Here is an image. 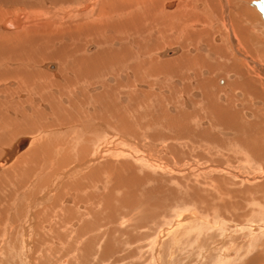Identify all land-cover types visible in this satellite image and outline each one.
Instances as JSON below:
<instances>
[{
  "label": "bare ground",
  "instance_id": "obj_1",
  "mask_svg": "<svg viewBox=\"0 0 264 264\" xmlns=\"http://www.w3.org/2000/svg\"><path fill=\"white\" fill-rule=\"evenodd\" d=\"M258 2H260V0H0V110H1L0 112L1 113L3 112V115L5 117L9 107L10 109H13V112L12 111L11 112L13 115H15V111L18 113L19 110L20 112H23V114L25 113L24 111L26 110L27 113H31V111L33 110L35 111L37 109L39 110L42 109L45 111L48 108L50 109V106L53 107L52 108L53 110L55 109V107L68 110L70 106L72 105L78 106L79 104L84 106L83 108L85 109L87 107L85 105L86 95H84L83 91H85L86 89L90 90V93L91 92L95 93L94 95L93 94L89 95L90 98L89 100L95 103H100L101 102L100 100L103 99V97L106 96L108 97L116 92H123V96H125L124 98L125 100L123 101L125 103V106L122 103L121 104L122 107H120L121 110L117 109L114 111L113 109L115 107H110L105 104L104 106L106 107L104 108L106 109L108 107L109 111L111 112V115L108 117L106 115L108 113V109L106 110V112H104L102 107L100 108L95 106L92 109L89 107L90 109H87L89 111L88 113L89 115L87 116L88 117L90 116L89 121L85 119V122L84 121L83 123L81 122L83 125H81V123L77 121L79 122V126L72 127L71 129L72 132L70 134L72 135V138H75L74 141L79 143L80 142L79 139L83 140L82 137L84 133H87V131L93 129L99 131V134L95 137V140L97 141L94 144L92 156L90 154L92 158L89 159L84 164H82L84 168L85 166L94 164L95 161L99 159V157H104L103 154L105 153V156L107 154L110 155L108 156V159L113 157L115 158L112 159L111 161L108 160V162L113 161L112 163H115L121 158H126V157L130 158L133 161V162L131 161L132 163H136L135 166H137L139 170L134 168L133 169L135 171L144 173L145 169L149 170L151 168H155L154 166H156L157 163L156 165H153L152 163L149 162V160H147V158H144V156L143 157L138 156V154L136 153V149H133V151H131L128 150L126 147H120L121 145L125 144L124 142L126 141L121 142L119 144L117 143V145H120L117 146L116 143H114L115 142L114 138L116 137V135L124 139L123 137L124 135L121 134V131L123 132V134L124 132L125 133L127 131L129 132L130 131L129 129H131L129 126L131 121H134L135 123L139 121L136 125L145 124L144 126H147V129L145 128V130L149 129V131L151 126L157 123L158 120L155 123L153 122V120H150L151 118L147 119L150 115L147 112H149L148 110L150 108V105L152 104V103L148 104V102L146 101V98H148V96L149 97L153 96L154 98H156L154 103L152 104V106L154 105L153 107H155V104L157 103L158 105L162 104L166 100V102L168 103V111L171 110L174 111L175 108L172 107V105L174 106L176 105V107L178 108V110H176L178 111V116L184 113V115H187L188 117H194L198 119L197 117L198 112L196 113L193 112L192 110L191 111L188 110L189 107H191L190 104L185 103V107L184 106L182 107L181 104L177 106L179 101L177 102L174 98L176 90L180 88L179 89L180 91L189 92L194 97H195L194 94L195 91L199 92L202 90L203 94H201V96L203 98L202 97L201 98L202 100L203 99L205 100L208 99L207 95H209L210 92L207 93V89H206L207 87L205 88V86H202L201 83L203 82V84L208 85L210 88V86H212L210 85L212 81L213 83H217V88L216 87L215 88L219 93L215 97H219L221 102H218L216 107L213 106V104L211 105L210 102H209L210 105L207 104L206 102L204 103L207 104L206 106L209 107V109L212 108L215 109L212 112L213 115L211 116L215 117L217 120L220 119V122H217V124H219V127L222 126L223 128H225V130L226 128H230V129L232 128V130L235 132L236 129L239 128L238 125L241 126V122H240L241 118H244L245 125L247 126L249 125L250 127L252 126L253 129H256L257 132L261 133V135L257 133L256 135L254 133L255 131L253 132V129H250L251 133L255 134L254 138L256 139V141H254L255 144L252 145L248 144L247 148L252 147V149L249 153V156L248 157L246 156V161L244 162L246 163L247 167H250V165L254 166L258 161V157L260 156L259 153L260 150H257V146L259 145L264 146V143H262L264 142L263 141L264 140V16L259 6L257 5ZM219 18H221L220 20L223 23V28L225 29V31H222L224 29H221L220 26L217 25V23L219 22ZM172 31H177L180 34L179 35L174 34V37H171L170 32ZM169 37H171L174 40L170 41ZM183 38L186 40V43L189 42L187 43V45L186 43L185 44L179 43L180 41H182ZM190 41L192 42V44L190 43ZM165 43L174 44V45L180 44L181 48H177V47L172 48L173 47L172 46V47H167L164 50V48L162 47H164ZM112 70L114 71L111 73ZM120 70L121 72H119ZM122 71L126 72L127 74H125ZM215 73L216 74L218 73L217 75L220 76L217 79V81L212 79V76L210 78V75L212 74L215 75ZM168 74H171L169 75L171 76L170 79L176 84V86L174 87L169 86L167 92L166 91L164 92L162 90L167 88L166 80L168 78ZM203 78L204 79L206 78V80H204ZM100 79H103V81H107L108 83L113 82V84L110 85L106 84L105 91L103 93L101 92L98 93L100 87H98V84L96 85L97 80ZM171 80L170 82L171 84H173ZM90 85H94V87ZM156 89L160 91V93L163 92L165 96L163 95L157 96L153 94V92H150L151 90L155 91ZM137 92L142 94V96L140 95L139 97H137L138 100L140 99L138 101L139 103H137L139 104L138 105L139 108H134L136 106H132L133 105L132 103H134V100L136 98V96L134 95ZM205 92L206 94L204 95ZM221 93L225 95L222 96ZM6 95H10V96L6 97ZM107 99H109V97ZM194 99L196 98L190 99L191 103L193 104L192 108L194 107V105L202 103L201 102L202 100L196 101ZM111 100H113V97L111 98ZM110 103L111 102H109V104ZM261 104H262L261 107L256 106ZM117 105L119 106L118 103ZM147 105L148 107H146ZM23 107H24V111H23ZM53 110L50 111L49 114L50 118H54L56 116L55 114L57 111L53 112ZM180 110L182 112H180ZM234 112H236L237 116H235ZM38 113L36 112L34 114H38ZM73 113H74V109H73ZM251 113H253L254 115L253 118L250 117ZM40 114L42 113L40 112ZM83 114L85 115L86 113ZM118 115L120 117H118ZM146 115L148 117L144 118L146 117ZM40 116H39V120L41 119ZM47 116L48 114H46V117ZM128 116H131V118H129ZM248 116L250 117L248 119L249 120L252 119V121L246 120ZM180 117L182 118V116ZM56 118H57L56 121L58 122L59 125L60 122L61 124L62 123L68 124L66 123L67 121H65L66 119H59L58 116H56ZM77 118L78 117H76V119ZM208 118L211 119L209 120ZM208 118L206 119L202 118L203 120L200 118L201 120L199 121L196 120V122L198 123V125L202 127H204V123H208L207 127L209 126L212 127L213 124L211 123V121L214 122V120H212L210 114ZM13 119L14 117L10 121L14 122ZM3 120H5V118ZM20 120L19 122L17 120L16 121L18 123H21ZM142 120L145 122H141ZM147 120L150 121L147 122ZM68 122L70 124V119ZM123 122H126L125 125L128 123L129 129L123 126ZM7 123H10L9 118L7 119ZM29 123L30 121L27 123V125L32 126L33 122H31V124ZM22 124L25 123L23 122ZM34 124L36 125V123ZM59 125L56 128H58ZM0 126L3 125L0 124ZM68 126L69 125H67V127ZM219 127H216L217 130H219ZM223 128L222 131H220L222 135L224 136L226 135V137L227 135H230V132L228 131L227 133L224 132ZM11 129L12 127L10 128V131ZM240 129H242V127ZM12 130H16V129H12ZM2 131L3 128H1V133ZM41 132L47 135L46 132L48 131H45L43 129L40 130V133ZM53 132L60 135V133L62 134L66 132V130L60 129L59 131L58 129H55L53 130ZM157 132H160L159 129L157 130ZM5 134L2 133L0 137L3 135L5 136ZM34 137H32V139L28 137H21L15 144H13L12 147L9 146L8 148H6L4 153L0 152V172L2 171L3 173L2 175H0V180H2L0 181V186H2L1 182H3L4 179H5L4 181H6V178L11 179L13 183L15 181H18V178L21 177L22 174H24L25 172V169L23 170L22 166L26 163L29 162L31 163L32 162L31 160L37 155L39 157L38 154L39 151L37 152V150H33V149L35 148L34 146L37 147V145H39L41 141H38V139L36 140V138ZM151 141H153V139H151ZM225 141H228V139H226ZM60 142L57 143H59V145L61 144L60 146H62V143ZM143 142L141 143V145L143 144ZM86 143L89 144V141H86ZM0 144L3 143L1 142ZM84 144L85 142L81 144V148L83 147ZM115 145L117 146L116 148H114ZM78 146L79 145L75 146L76 151L78 150ZM133 147L134 146H132V148ZM81 148H79V151ZM143 148L144 147H142L141 149ZM21 155H24L22 156L23 158H20ZM54 160L56 161V159ZM54 160H52L51 163H54L55 162ZM80 161L82 160L80 159ZM34 162L35 160H33V163ZM59 163L60 160L57 161L55 165ZM78 163L80 164V162ZM72 165L75 164L72 163ZM82 165H78L77 167H73L72 169L68 170L66 173H61L60 175H57L54 178L51 185H55V184L60 185L62 182H66L65 179L67 175H70L71 177L70 179H72V176L74 177L76 174L80 173L79 171L82 169L81 167ZM38 168H39L38 170H41L40 167ZM128 168L131 170V167ZM261 169L257 168L258 171L254 169L252 170V172L254 174L253 176H257V178H259L260 180L262 179V182H260L259 184H255V187H258L257 189H259L258 194L261 195V197L259 196L260 199L256 198V200L258 202L261 201L264 203V180H263L264 174ZM90 171H92V169ZM71 172L75 173V175H73ZM26 173H28V171H26ZM105 173L108 174L109 170ZM102 175L103 174H101V176ZM111 176L106 175V179L105 180L103 179L105 183L104 181H102L104 183L103 185L94 184V187H97V189H103L102 187L106 185L108 189L109 187L108 185H113L112 183L113 180L111 179ZM254 178L253 180H255ZM248 179L249 181L251 180L250 181L251 183L252 179L250 178ZM73 180L74 179L70 181L74 182ZM243 180L244 178L241 181ZM244 181H246V179ZM32 184H33L32 182L29 183L27 190L32 188ZM19 185L21 184L19 183L17 186ZM78 185L75 184V186ZM91 185L93 184L91 183ZM88 186L89 185H87V187ZM11 188L14 187L11 186ZM16 189H18V187ZM82 189L83 191H81ZM84 189L86 188L79 187L77 190L79 193L78 192L73 193L75 195V196L72 195L73 197H68L69 194L64 192L65 194L61 198L62 201L61 203L63 205L61 206V208H59L61 210L59 211L61 213L63 212L64 214L66 212H71L70 214L73 215L77 214L75 218L77 219L79 216L80 221H82L83 218H86L88 216L94 218V215L97 214V212H100L97 210L100 207V205L103 204V200L101 202V199L103 198L100 197L97 200L94 197V199H92V202H89L88 199L85 200L84 197L81 196L86 194ZM112 190L115 189H112L111 187L109 193ZM255 195L257 194H254V196ZM111 199L112 198L109 196L104 201L111 202ZM2 206H4V204L1 200L0 201V234H2L4 230L6 234L7 231L9 232V234L15 231L17 235H19V237L20 234H22L24 236L23 238L24 241L22 239L23 241L22 243L23 245L26 246H27L26 243L28 242L27 237L29 236L31 237L34 233L33 230H36L38 226H41L43 228L42 231L44 235L47 236L50 235V231L54 229V223H55L54 221L58 219L61 215V213L60 214L57 213L58 209H56V206L54 205L55 206L54 209H56L57 211H55L56 213H54V215L52 213L53 218L51 219V221H50V217L44 216L42 222H40L39 225L35 227L34 224H32L31 222L32 218L35 217L33 215L34 211L32 210L34 208L28 209L29 208L28 207L26 212L27 215L25 214L23 216L24 218H21L24 222L21 220L20 222L16 218L17 215L15 217V214H12V213H18L17 202H12V206H8V207L6 206L7 208L5 207L4 209ZM32 206L33 204H31V207ZM97 215H99V213ZM192 216L198 217L197 213H194ZM63 217H61L62 220ZM198 220L195 221L196 224ZM263 220L264 219H262V222ZM212 223L211 225H213ZM70 224H71L70 228L73 230L72 232H76L79 235V233L83 229L82 226H79L81 230L79 228L73 229L72 226L78 227V224L75 222V219ZM57 225L58 224L56 223L55 226ZM18 226L20 228H18ZM91 232H89V234ZM220 232H222V230ZM33 236L35 238V234ZM47 236L45 237L46 239L44 240L42 247L46 251L49 248L48 249L49 251L50 243ZM262 238H264V236ZM31 242L32 241L28 242V244ZM0 252H1V247H0ZM37 258L35 259V261L37 260ZM33 261L34 258L30 257L27 263L33 264Z\"/></svg>",
  "mask_w": 264,
  "mask_h": 264
},
{
  "label": "rangeland",
  "instance_id": "obj_2",
  "mask_svg": "<svg viewBox=\"0 0 264 264\" xmlns=\"http://www.w3.org/2000/svg\"><path fill=\"white\" fill-rule=\"evenodd\" d=\"M220 19L221 18H219V22L217 23L216 21V23L217 25L220 26L221 29H224L223 23ZM222 31H225V29ZM174 34L179 35L180 33L177 31L170 32L171 37H174ZM171 37H169L170 41L174 40ZM179 43L185 44L186 40L183 38L182 41H180ZM190 43L192 44L191 41ZM167 47L181 48L180 44L174 45L169 43L168 44L165 43L164 47L162 48H164L165 50V48ZM113 71L114 70H112L111 73ZM119 72H121V70ZM124 73L127 74L126 72ZM217 74L215 73L216 77L214 74L210 75V78L212 76V79L217 81V79L220 77ZM169 75L171 74H168V78L166 80L167 88L162 90L164 92L165 91L167 92L169 86L170 87L176 86V84L170 79L171 76ZM170 80L173 82V84H171ZM204 80H206V78ZM102 81L103 79L97 80L96 85L98 84V87H100L98 93L99 92L103 93L105 91L106 84L108 85L113 84V82L108 83L107 81H103V82ZM201 84L202 86H205V88L207 87L206 88L207 93L210 92V94L207 95L208 99L205 100L203 99L204 101L202 100L203 97L201 96V94H203L202 90L199 91L200 93L195 91L194 93L195 97H194L189 92L180 91L179 88L176 90L174 96L175 100L177 102L179 101L177 106L181 104L182 107L183 106L185 107V103L190 104L191 107L187 109L189 111L192 110L193 112L196 113L198 112L197 114L198 119L194 117H188L187 115H184V113H182L183 115L181 114L178 116V111H176L178 110V108L176 107V105L175 106L172 105V107L175 108L174 111L172 110L168 111V103L166 102V100L163 102L165 104L162 103L158 105L157 103L155 104V107H153L154 105L152 106V104L154 103L156 98H154L153 96L150 97L148 96V98H146V101L148 102V104L152 103L148 110L149 112H147L150 115L149 117L146 115V117L144 118L148 117L147 119L151 118L150 120H153V122L155 123L157 120L160 121L161 123L157 121L155 125L151 126V128L149 127L150 128L149 131V129L145 130V128L147 129V126H144L145 124H139L140 126L136 125L139 121H137L136 123L134 121H131V123L129 124L131 129H129L128 123L125 125L126 122H123V126L128 128L130 131L129 132L127 131L126 133L124 132V134L121 131V134L124 135L123 136L124 139L116 135V137L114 138L115 141L114 143H116L117 145V143L119 144L121 142L126 141L127 143L124 142L125 144L121 146L120 145L117 146L126 147L128 150L131 151H133V149H136V153L138 154V156H142V157L144 156V158H147V160H149V162L152 163L153 165H156L157 163V165L154 166L155 168H151L149 170L145 169L144 173L134 170V169L137 170L139 169L137 168V166H135L136 163H132L133 161L130 158L128 157L121 158L115 163H112L113 161L112 162L110 161L115 158L111 156L113 158L108 159V156L110 155L107 154L105 156V153L103 154L104 157H99V159L95 161L94 164L85 166L84 168L82 164H84L85 162H87L89 159L92 158L91 156L94 149L93 147L97 141L95 140V137L99 134V131H97L96 129L87 131V133H84L82 137L83 140L79 139L80 140L79 143L74 141L75 138H72V135L70 134L72 132L71 130L72 127L79 126V122L83 123V121L85 122V119L89 121L90 116L89 117L87 116L89 115L88 114L89 111L87 109L90 108L92 109L96 106L100 108L102 107L103 111L106 112L108 107L105 109L104 108L106 107L104 106L105 104L110 107H115L114 109L112 108L114 111L117 109L119 110L120 107H122L121 106L122 103L125 106V103L123 102L125 100L124 99L125 96H123V92H116L114 94H111L110 96H108L109 99H107L108 98L107 96L103 97V99L100 100L101 101L100 103H95L89 100L90 99L89 95L90 94L94 95L95 93L93 92L90 93V90L86 89L85 91H83L84 95H86V100L85 98L84 100H85V105L87 107L85 109L83 108L84 106L79 104L78 106L76 105L70 106L68 110L55 107L54 109L55 111H54L52 109L53 107L50 106L51 110L49 108L46 109L45 110L46 113L42 109L40 110L37 109L38 111L33 110L31 111V113H27V110L24 111V107H23V111L25 112L24 114L23 112H20V110L18 111V113L15 111V115L17 118L15 117V115L12 114L13 109H10V107H9L10 110L8 109L10 112L7 110V114L5 115V117L3 115V112L2 113L0 112V118L2 120L5 118V120L3 121L0 119V124L3 125L0 126V135L2 133L3 134L6 133L5 136L3 135L0 137L1 140L0 143L1 142L3 143L0 144L1 153H4L5 149L8 148L9 146L12 147L13 144H15L21 137H28L32 139V137L35 136L34 138H36V140L38 139V141H41L39 145H37V147L36 146H34L35 148L33 147L34 148L33 150H37V152L39 151L38 153L39 157L37 155L31 160L32 161L31 163L29 162L24 164L25 167L24 165L22 166L23 170L25 169L24 172L25 175L22 174V176L18 178V181L21 185L17 186L19 184L18 181H15L18 184H16L15 182L14 184L13 181L9 178H6V181H4L5 180L4 179L3 182H1L2 186H0V199L4 204V206H2L3 209L6 206L7 207L12 206V202H17L18 213H12V214H15V217L17 215L16 218L18 221L20 220L23 221L21 218H24L23 216L25 214L27 215L26 213L27 208L28 207H29L28 209L34 208L32 210L34 211L33 215L35 217L33 216L34 218H32L31 222L36 227L37 225H39L40 222H42L44 216L50 217V221H51V219L53 218L52 213L54 215V213H56L55 211H57L56 209H58L57 211L58 214L61 213L60 212L61 210L59 208H61V206L63 205L61 203L62 202L61 198L65 193L69 194L68 197H73L72 196L74 195L73 193L75 192L77 193L78 192L77 190L80 187L87 189V190L84 189L86 194L81 196L84 197L85 200L88 199L89 202H92V199H94V197L97 200L100 197L103 198L101 199V202L103 200V204L100 205V207L97 210L100 211L97 212V214L99 213V215L95 214L94 218L88 216L86 218H83L82 221H80L79 216L77 219L75 218L77 214L76 215L70 214L71 212H66L64 214L62 212L60 217L58 218L59 220L56 219L54 221L55 230L53 229L52 231H50V235L48 236L44 235L42 231L43 228L41 226H38L36 230H33L34 232L33 235L35 234V238L33 235L31 236L33 240L30 236L27 237L28 242L32 241L31 243H29L30 245L27 242L26 243L27 246L23 245L22 243L24 241L23 239L24 236L22 234H20L19 237V235H17L15 231L14 232L10 231L11 232L10 234L7 231L6 234L4 230V232L0 234L1 237L0 258L2 256V258L0 259V264H29L27 263V261L30 257L31 258L33 257L34 261L38 257L37 260L35 261L36 263L33 261V264H214L215 262H216L215 264H264V238H262L264 236V229H263L264 220L262 222V219H264V203L261 201L258 202L256 200V198L260 199L259 196L261 197V195L258 194L259 191V189H257L258 187H255V184H259L260 182H262V179L260 180L259 178H257V176H253L254 174L252 172V170L254 169L258 171L257 168L258 169L262 168L261 170L263 171L264 174V169H263L264 146L261 145L257 146V150H260L259 152L260 156L258 157L257 163L254 165L255 168L252 165H250V167H247L246 163L244 162L246 161V156L247 157L249 156V153L252 149V147L247 148L248 144L251 145L255 144L254 141H256V139L254 138V135L256 133L261 135V133L257 132L256 129H253L252 126L251 128L249 125L248 126L245 125L244 118H241L240 121L241 126L238 125L239 130L236 129L237 132L236 131L234 132L232 128L231 129L226 128L225 130V128H223L222 126L219 127V124H217V122H220V119L217 120L215 117L211 116L213 115L212 112L215 109L214 108L209 109V107L206 106L207 104L210 105L211 103V105L213 104V106L216 107L217 103L221 102L219 97H215L219 93L216 90L217 83H213L211 81L210 85L212 86H210V88L208 85L203 84V82ZM90 86L94 87V85H90ZM150 92H153V94L157 96H161V95L165 96L163 92L160 93V91H158L157 89L155 91L151 90ZM205 94L206 92L204 93V95ZM140 95L142 96V94L138 92L135 93L134 95L136 96L134 103H132L133 104L132 106H136L134 108H139L138 106L139 104L137 103H139L138 101L140 99L138 100L137 97H139ZM224 95L225 94H222V96ZM7 96L10 95H6V97ZM112 97L114 102L113 100H111ZM193 98H196L194 99L196 101L202 100L201 101L202 103L194 105V107L192 108L193 104L191 103L190 99ZM109 102H111L112 105L113 104L114 105L112 106L111 103L109 104ZM204 102H206L207 104ZM117 103L119 104V106L117 105ZM256 106L261 107L262 104ZM79 107L80 109L82 107L83 110L82 109L80 110ZM146 107H148V105ZM204 107H206L207 109ZM72 108L74 109V113ZM52 110L53 112L57 111L55 115L58 116L59 119H66L65 121H67L66 123L68 124H63V123L61 124L60 122L59 125L58 122L56 121L57 119L56 116L54 118H50L49 114L50 111ZM36 112L39 113L34 114ZM40 112L42 114H40ZM180 112L182 111L180 110ZM83 113H86L85 114L86 116ZM17 114H19L20 116ZM46 114H48L47 117ZM209 114L210 117H212V120H214V122L211 121L213 126L207 127L208 123H204V127L198 125L196 120L199 121L202 118L206 119L209 117ZM234 114L235 116H237L236 112H234ZM106 115L108 117L111 115L109 109ZM39 116L41 117L40 120H39ZM180 116H182V118ZM253 116H254L253 113H251L250 117L253 118ZM10 117L12 118L14 117L13 119L14 122L10 121L12 120V118ZM76 117L78 118L76 119ZM118 117L120 116L118 115ZM128 117L131 118V116ZM186 117L188 118V120ZM250 117L248 116L246 120H249L248 118ZM8 118L10 123H7ZM69 119H70V124L68 122ZM16 120L18 122L20 120L21 123H18ZM150 120H147V122H149ZM29 121H30L29 124L33 122L32 126L27 125ZM249 121H252V119ZM23 122L25 124H22ZM141 122H145V121L142 120ZM34 123H36V125ZM82 123L81 125H83ZM58 125L59 127L56 128ZM67 125H69L68 126L69 128L67 127ZM161 126L163 127V129L165 128L166 129L163 130ZM11 127L12 129H16V130L11 129L12 131L11 132L10 131ZM216 127H219V130H217ZM241 127L242 129H240ZM1 128H3L2 133H1ZM222 128L224 132L226 133L227 131L230 132V135H227V137L226 135L225 136L222 135V133L220 132L222 131ZM43 129L45 131H48L46 132L47 135H45L42 132L40 133V130ZM55 129H58L59 131L60 129H64L66 130V132L62 134L59 132L60 133L59 135L53 132V130ZM158 129L160 132H157ZM250 129H253V132L255 131L254 132L255 134H252ZM151 139H153V141H151ZM226 139H228V141H225ZM85 140L89 141V144L86 143ZM141 141L142 142L145 141V142H143V144L141 145L142 143ZM57 142L62 143V146H60L61 144L59 145V143ZM83 142H85V144L81 148V144ZM77 145L79 146H78V150L76 151L75 146ZM116 145L114 148L117 147ZM132 146L134 147L132 148ZM140 146L144 148L141 149L142 147ZM79 148H81L80 151ZM84 148L86 149V151ZM43 154H45L46 156ZM22 156L24 155H21L20 158H23ZM54 159H56V161ZM80 159L82 161H80ZM33 160H35L34 163ZM52 160H54L55 162L51 163ZM59 160L60 163L55 165V163H57V161ZM108 160L110 161L108 162ZM78 162H80V164ZM130 162L133 167L130 165ZM72 163L75 165H72ZM78 165H82L81 166L82 169L79 171L80 173L75 175V173L71 172L73 175H75L74 177L72 176V179H74L73 181L76 183L70 181L72 179H70L71 178L70 175H67L65 179L66 182H62L60 185H56V184L51 185L54 178L57 175H60L61 173H66L68 170L72 169L73 167H77ZM38 167H40L41 170H38L39 169ZM105 167H107L108 169ZM128 167H131V170ZM89 169L90 170L92 169V171H90ZM108 170L109 173L106 174L105 172H107ZM26 171H28V173H26ZM91 172L93 173L94 176L92 175ZM2 174L3 173L1 171L0 175ZM101 174H103L102 175L103 177L101 176ZM106 175H110V176L112 175L111 179L113 180L112 181L113 185H108V186L110 187V189L112 187V189L115 190H112L110 193H109L110 189L109 187L107 189L106 185L104 186L105 188L102 187L104 190L97 189V187H94V184L103 185L105 183L104 180L106 179ZM88 176L91 177L89 178ZM243 178L244 180L246 179V181L244 180L241 181ZM248 178L252 179L251 183H250L251 180L249 181ZM253 178L255 180H253ZM95 179L96 181L98 179L99 180L96 182ZM247 179L249 182L247 181ZM102 181H104V183ZM28 182L33 183L32 188L29 190H27V187L29 185ZM85 183L89 186L87 187ZM91 183L93 185H91ZM75 184L77 185L79 184V185L75 186ZM11 186L14 188H11ZM17 187L18 189H16ZM48 188L50 191L48 190ZM81 191H83V189ZM96 192L99 194H97ZM253 193L257 195L254 196ZM101 194L104 196H102ZM109 196L112 198L111 202L108 201L105 202L104 200ZM31 204H33L32 207ZM54 205L56 206V209H54L55 208ZM50 206H52L53 208ZM194 213H197L198 217L192 216ZM251 213L252 215L255 214L257 217L255 215H254L255 217L252 216ZM61 217H63V220ZM74 219L75 222L78 224V227L72 226V228L73 229L79 228V226H82L83 228L81 231L83 233L80 232L79 235L76 232H72L73 230L70 228L71 225L70 223L74 221ZM200 219L203 221H201ZM197 220L198 222L196 224L195 221ZM56 223L58 224L57 226H55ZM211 223L213 225H211ZM259 226L261 227V229ZM18 228L20 227L18 226ZM221 230L222 232H220ZM89 232L91 233L89 234ZM250 232L252 233V235ZM46 236L48 237L50 243V250H49L50 252L48 251L49 248L46 251L42 247L43 242L46 239L45 238ZM43 251L45 254L43 253Z\"/></svg>",
  "mask_w": 264,
  "mask_h": 264
},
{
  "label": "water",
  "instance_id": "obj_3",
  "mask_svg": "<svg viewBox=\"0 0 264 264\" xmlns=\"http://www.w3.org/2000/svg\"><path fill=\"white\" fill-rule=\"evenodd\" d=\"M259 6L260 10L262 11V14L264 16V0H260V2L257 3Z\"/></svg>",
  "mask_w": 264,
  "mask_h": 264
}]
</instances>
